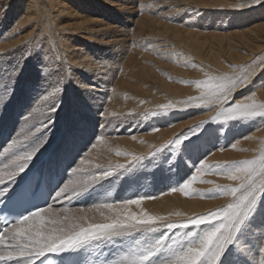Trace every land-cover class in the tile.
I'll use <instances>...</instances> for the list:
<instances>
[{"label":"rangeland","instance_id":"rangeland-1","mask_svg":"<svg viewBox=\"0 0 264 264\" xmlns=\"http://www.w3.org/2000/svg\"><path fill=\"white\" fill-rule=\"evenodd\" d=\"M228 1L234 3L236 0ZM237 1L250 3L242 11L227 6L226 0H35L37 6L31 0H0V177L5 182L0 185V191L6 189L9 175L17 171V164L22 163L18 157L29 148L42 145L28 167L10 183L15 185L32 168L38 169L37 174L50 175L45 180L55 179L48 189L55 185L58 178L50 204L45 208L53 212L67 208L70 213L86 216V222H103L107 210L96 208L97 204L106 200L119 204L126 199L136 198H143L145 203L157 201L156 204H159L164 195L173 192L172 188L196 174L195 170L202 162L209 165L230 163L232 158L239 155L235 147H244L251 135L257 139L264 134V117H251L250 123L238 121V118L225 120L222 123L227 132L223 134L218 131L221 123L213 120V117H217L222 107L226 108L228 103L236 100L233 99L235 93L240 94L238 99L241 101L246 98L245 88L247 90L255 85L249 90L255 95V87L260 82L264 86L263 58L260 59L263 62L261 69L255 71L247 85L229 94L228 102L223 105L218 103L186 108L190 100L178 102L170 99L168 102L172 107L165 109L161 106L147 111L140 106L131 110L124 99L127 100L125 96H133L139 89L150 88L159 78L167 81L173 89L182 86L179 78L183 76L170 77L172 74L167 67L175 71L183 70L186 76H190L196 70V63L190 65L182 61L181 65L174 60L171 50H175V53L188 50L187 47L183 48L186 43L179 42L180 39L187 43L194 40L200 42L197 53L206 57L203 61L215 63L221 59L224 65L226 61L229 62L230 65L227 63L225 66L229 69L235 62L241 59L245 61L242 57L255 45L263 49L264 0H259L260 3ZM49 2L56 4L54 8H48ZM59 9H62L61 14H56ZM226 14H230L228 19L221 20ZM19 18L29 19V22L20 26L17 23ZM44 26L49 29L46 34L43 32ZM57 27L65 29L62 32L64 35L56 30ZM175 31L178 34H174ZM47 36L51 42H45ZM61 37L66 38L65 46L59 41ZM236 57L238 61H235ZM234 70L232 68L230 71ZM136 75L140 83L131 80L132 77L137 78ZM140 78L145 81L143 86ZM187 84L185 88L190 86ZM116 90L119 95L115 94ZM262 90L264 93V87ZM109 97L111 103L104 102ZM140 102L137 101L138 104ZM53 105L55 107L50 111ZM220 118L224 119L223 116ZM201 121L206 122L198 127L201 129L198 135V128L194 132L188 130ZM151 132L155 133L151 135ZM179 133L181 143L170 145L169 142ZM159 134L166 138L142 154L145 159L129 160L124 165L126 167L112 171L110 166L118 165L114 159L116 154L111 152L113 147L116 149L119 143H140ZM220 139L224 141L221 143ZM202 140L211 144L212 148H200ZM217 152L220 153L215 156ZM211 153H214L212 157ZM97 164L103 167L97 169ZM86 165L90 166L89 170ZM74 168L78 170L72 173ZM105 170L111 171V174L99 178ZM92 176L97 179L92 181ZM200 176L201 180L192 185L191 194L175 191L180 198L195 201L197 206L199 203L206 204L191 212L193 215L185 219L157 221L153 225L156 231L139 230L126 236L91 241L74 249L86 248L92 252V264L97 261H93L95 256L104 257L105 264H120L131 250L163 238L165 248L151 261V264H160L169 256L168 245L175 242V247L179 248L187 243L186 233L200 234L210 227L209 224L199 228L180 225L201 213L224 208L233 200L230 194L213 195L211 192L217 185L231 186L227 175L202 170ZM85 180L88 181L85 191L73 196L70 188L68 193L55 198L56 191L64 184ZM217 201L220 203L216 204ZM80 209H83L82 213L77 211ZM167 214L168 211L163 216ZM254 216L258 219L257 223L251 221ZM170 222L178 227H158ZM220 222L223 220H213L211 223ZM240 240L245 251H240L235 243L227 245L217 264H264V193H257V204L241 229ZM67 252L73 253L72 249ZM205 264L216 262L209 260Z\"/></svg>","mask_w":264,"mask_h":264},{"label":"snow or ice","instance_id":"snow-or-ice-1","mask_svg":"<svg viewBox=\"0 0 264 264\" xmlns=\"http://www.w3.org/2000/svg\"><path fill=\"white\" fill-rule=\"evenodd\" d=\"M253 2H259V0H253ZM238 79L239 83L242 84L244 78L229 77H209L203 80L184 81V83H194L203 90L200 97L193 99L201 101L202 104L221 103L223 105L229 100L228 94L238 86ZM54 107L55 105L52 106L50 111ZM162 107L167 109L172 106L163 105ZM257 115L264 117V105H257L255 102H232L228 103L226 108L222 107L217 117H213V120L220 116H223L225 120H232L251 118ZM204 122L206 121L192 125L188 130L194 132ZM185 138H187L186 134ZM180 143L181 133L169 142L170 145ZM41 146L31 147L18 157V160L22 163L16 165L17 171L9 175V181H12L28 167ZM154 154L150 153L149 155ZM143 159H145L144 156H132L133 161ZM95 167L100 169L103 166L97 164ZM124 167L122 164L115 167L110 166L112 171ZM77 170V168L72 169V173L77 172ZM202 170L206 173L214 172L219 175H227L231 180L240 181L234 187L217 185L211 190L213 195L230 194L233 200L224 208L189 218L186 223L180 225L185 228L189 225L199 228L201 225L209 224L210 227L200 234L196 232L186 233L187 243L179 248L175 247V242L173 245H168L169 256L160 264H205L209 260H214L217 264L225 251V247L234 243L240 251H245V247L240 240V234L242 227L252 215L257 204V193H264V154L259 159L231 162L225 165L219 163L209 165L202 162L195 170L196 174H193L178 187L172 188L171 191H180L186 195L191 194L192 185L201 180L200 173ZM110 174L111 171L105 170L99 178ZM90 179L95 181L97 177L92 176ZM4 184L3 177H0V185ZM87 186V180L71 185L64 184L56 191L55 198L59 199L68 193L70 188L72 195L75 196L85 191ZM6 191L7 189L0 191V197L4 196ZM142 199H126L119 204L106 200V202L95 205L98 209L107 210L104 215V220L107 222H96L94 220L86 222V216L70 213L67 208L61 209L60 212H53L49 208H38L12 223L11 231H0V249H7L0 250V262L6 264V262L15 261V264H37V261L45 254L77 248L91 241L126 236L139 230L156 231L157 228L153 225L157 221L165 220L164 216H153L146 212L138 215L129 210L131 205L139 206ZM77 211L82 213L83 209ZM61 212L63 215H61ZM219 219H222L223 222L211 223L213 220ZM5 224H8V222L5 221ZM158 227L175 229L178 225L170 222L166 225H158ZM163 248H165L164 239L158 238L141 248L131 250L127 258L122 260L120 264H151L152 258Z\"/></svg>","mask_w":264,"mask_h":264},{"label":"bare ground","instance_id":"bare-ground-1","mask_svg":"<svg viewBox=\"0 0 264 264\" xmlns=\"http://www.w3.org/2000/svg\"><path fill=\"white\" fill-rule=\"evenodd\" d=\"M33 1V4L35 6H37V3L35 2V0H31ZM225 1V0H224ZM228 0H226V4L227 6H233L235 7L234 9H243L242 11H244V9H246L245 7L248 5V3H240L239 1H233L234 3H231V2H227ZM261 1V0H260ZM201 2V1H200ZM223 2V1H222ZM207 3V2H206ZM252 3H254L252 1ZM260 3V2H259ZM56 4H53V2H49L47 6H49L48 8H54ZM213 5V3H212ZM60 6V5H59ZM222 6V5H221ZM253 6V5H251ZM199 7V6H198ZM216 7V6H215ZM214 7V8H215ZM63 8V7H62ZM204 8V7H203ZM206 8V7H205ZM217 8V7H216ZM200 9V8H199ZM219 9V8H218ZM232 9V8H231ZM50 10V9H49ZM65 10V9H64ZM217 10V9H216ZM230 10V9H229ZM55 11V10H54ZM66 11V10H65ZM62 12V9H59V11H56V14H61ZM68 12V11H66ZM52 13V12H51ZM64 14V12H63ZM68 14V13H67ZM70 14V13H69ZM224 14V13H223ZM230 14H226V15H223L220 19L223 21L225 19H228ZM53 16V15H52ZM26 19V18H25ZM34 19V18H33ZM29 20V19H28ZM28 20H23L21 18H19L17 20V23L21 25H24L29 22ZM226 21V20H225ZM177 28V27H176ZM175 28V29H176ZM174 29V30H175ZM56 30L62 34V32L64 33V28H61V27H57ZM172 30V29H171ZM260 30V29H259ZM47 31H49V29H47L45 26L43 27V32H45V34L47 33ZM55 31V30H54ZM74 31V30H72ZM263 31V30H262ZM76 32V31H75ZM193 32V31H192ZM174 34H178L176 31ZM64 35V34H62ZM188 35H190L188 33ZM192 35V34H191ZM193 35L194 32H193ZM192 35V36H193ZM66 37V35H65ZM215 37V36H214ZM48 39L45 40L46 41H49L51 42V38L49 36H47ZM90 38V37H89ZM65 39L64 37H61L59 38V41L61 42V44H63L65 42ZM88 40V39H87ZM179 40V39H178ZM218 40V39H217ZM221 39H219L220 41ZM92 41V40H91ZM214 41V40H213ZM43 42V41H42ZM179 42H182V43H186V45L183 46L184 47H187V51L184 52L186 49L183 50V52H177L175 53V50H171L173 53H174V60L178 61L180 64L182 61L184 62H189L190 65L191 63H196V70L195 72L197 71V75H194L195 72L190 75V76H186L183 72V70H179V71H175V70H172V67L168 66L167 67V70L172 74V76L170 77H173V78H179L180 76H183V77H180L179 80L182 82V86H176L174 89L171 87V85L167 82V81H164L163 79L159 78V79H156V83H154L150 88H145L144 90H137L133 93V96L130 95V96H125L127 97V100L126 98L124 99L125 100V103H126V106H130V108H132L131 110H135L137 108L142 107V108H146L147 111H150V110H154L153 108H159L163 105L161 104H165V105H169V100L170 99H174L178 102L180 101H184L185 100H190L188 101L186 108H190V107H201V106H209L208 104H202L201 101L199 100H196V99H193V98H196V97H199L202 93V89L197 87L196 84L194 83H188L190 86H188V88H185V83L184 81H196V80H203V79H208L209 77H229V78H244V81L242 84L239 83V79L237 80V84L238 86L235 87L231 93L229 94H234L235 92H237L238 90L237 89H241L243 86H245V84L247 83V81L249 80L250 77H252L254 75V73H256L255 71L256 70H259L261 69L262 65H263V62L261 63L260 62V59L263 58L264 60V48L261 49L260 46H254L252 48H250V52H248L245 56H243V60L246 59L245 61H241L239 60V62H235V65L231 66L232 68H234L235 70L234 71H230L232 68L229 69V67H225L227 65H230L229 62H225L226 64L224 65L222 60L220 59V62H215V63H210L209 60L206 62L203 61L202 59L206 58L205 56H200V54L197 53L198 51V44L200 45V42L197 43L196 40H194V42L192 43H187L186 41L183 42L182 39L179 40ZM246 43V42H245ZM66 43H64V46H65ZM219 44V43H218ZM243 44V43H242ZM183 45V44H182ZM39 46V45H38ZM179 46V45H178ZM206 46V45H205ZM217 47V46H216ZM221 47V46H220ZM264 47V46H263ZM198 48V49H197ZM64 49V48H63ZM66 49V47H65ZM174 49V48H173ZM165 50V49H164ZM167 50V49H166ZM227 51V50H226ZM241 51V50H240ZM256 52V53H255ZM31 53V52H30ZM58 53V52H56ZM168 53H170L168 51ZM196 53V55H195ZM62 54V53H61ZM171 54V53H170ZM205 54V53H204ZM243 54V52H242ZM172 55V54H171ZM173 56V55H172ZM242 56V55H241ZM56 57L58 58V54H56ZM66 57V56H65ZM70 58V57H69ZM217 58V57H216ZM210 59V58H209ZM215 59V58H214ZM219 59V58H218ZM60 60V59H59ZM196 60V61H194ZM226 60V59H225ZM140 61H143V60H140ZM224 61V60H223ZM235 61H238V57L235 58ZM93 62V61H92ZM174 62V61H173ZM94 63V62H93ZM164 63V62H162ZM167 63V62H166ZM178 63V64H179ZM202 63H204L202 65ZM103 64V63H102ZM184 64V63H183ZM73 65V64H72ZM86 65V64H85ZM93 64L90 63V66H92ZM182 65V64H181ZM162 66V65H161ZM195 66V64H194ZM72 67V66H71ZM73 67H76L73 66ZM81 67V66H80ZM86 67V66H85ZM84 67V68H85ZM93 67V66H92ZM176 67V66H174ZM82 68V67H81ZM83 68V69H84ZM87 68H88V65H87ZM85 68V69H87ZM149 68V67H148ZM177 68V67H176ZM191 68V66H190ZM264 68V67H263ZM89 69V68H88ZM141 69V68H140ZM139 69V70H140ZM145 69V68H143ZM147 69V68H146ZM179 69V68H177ZM43 70H46L47 69H43ZM90 71V70H89ZM87 71V72H89ZM142 71V69H141ZM140 71V72H141ZM150 71V70H149ZM190 70H188L189 72ZM143 72V71H142ZM141 72V73H142ZM261 72V70H260ZM84 73V72H83ZM86 73V72H85ZM200 74V75H199ZM139 75V74H137ZM136 75V76H137ZM153 75V74H152ZM260 75V74H259ZM261 75L263 76V74L261 73ZM146 76V75H145ZM141 77V76H139ZM155 78V76H153ZM261 77V76H260ZM131 78V77H130ZM141 79V78H140ZM94 80V79H93ZM96 80V79H95ZM132 81H134L135 83H140V80L138 79V76L137 78H133L131 79ZM154 82H155V79H153ZM255 80V79H254ZM261 80V79H260ZM260 82V81H259ZM141 83H142V86H143V83H145V81L143 79H141ZM187 84V85H188ZM257 84V83H256ZM247 85V84H246ZM249 85V84H248ZM254 85V84H253ZM258 85V84H257ZM145 86V85H144ZM255 86V85H254ZM254 86H249L247 88V90H243V91H246V98L245 100H239L238 97L240 94L238 93H235V97L233 96V99H236L234 100L233 102H244V103H252V102H255L257 105H264V93H263V90H262V87L263 84L260 82V84L258 85V87H255V90L253 91H256L255 95H253L254 93L249 90L253 89ZM115 88V87H114ZM181 88H184V89H181ZM188 89V90H187ZM113 90V89H112ZM122 91V90H121ZM249 91V92H248ZM117 92V90H116ZM115 94H118V92ZM125 92V91H124ZM123 93V92H122ZM125 94V93H123ZM228 94V95H229ZM114 95V93H113ZM119 95V94H118ZM127 95H128V92H127ZM170 95V96H169ZM112 96V95H111ZM249 97H251V99H249ZM117 98V97H116ZM141 98V99H139ZM104 99V98H103ZM139 100L141 101L140 104L137 103V101L139 102ZM105 101H108L109 103H111L110 101V97L109 99L107 100H104ZM134 101V102H132ZM136 102V103H135ZM118 104V103H117ZM218 104V103H216ZM112 105V104H111ZM116 105V103L114 104ZM214 105V104H213ZM110 106V105H109ZM184 106V107H185ZM176 108L177 105L175 106ZM110 108V107H109ZM112 109V108H111ZM113 109H114V106H113ZM117 109V108H116ZM115 109V110H116ZM178 109H181L178 108ZM120 111V110H118ZM116 111V112H118ZM112 112V111H110ZM114 113V112H113ZM208 113V112H207ZM257 117V116H255ZM248 119H250V121H248ZM251 119L252 118H245V120L241 119V118H238V121H246L247 123H250L251 122ZM234 120V119H232ZM223 121H225V119H221L220 117L217 118V122L221 123V126H220V129L218 130L220 133H225L227 132L225 129H226V126H224V124L222 123ZM241 122V124H242ZM240 124V122H239ZM263 128V127H262ZM199 130L197 131V135L200 133L201 129L198 128ZM236 129V128H234ZM263 130V129H261ZM260 132V130H259ZM153 135V133L155 132H151ZM253 134V133H252ZM255 134V133H254ZM251 135V134H250ZM256 135V134H255ZM261 135V134H260ZM258 136V135H256ZM166 136H161V134H159L157 137H149L147 139H144L142 140L140 143H138L139 141H135V143H127L126 145H124L123 143H119V145H117L116 149L115 147H113V145H111V147H113V149H111V152L113 151L116 155V158L115 161H117L118 164H122V165H126V162H128L130 160V162H132V156H141L142 154H145L146 152H148L149 150H151V148H155L157 145H159V142L163 139H165ZM202 144L200 145V148L202 149H205V148H212L211 144H206L205 143V140H202ZM221 143L224 141L223 139H220L219 140ZM244 147H242V145L240 146V148H236V151L239 152V155L236 156V158H232L231 159V162H239V161H243V160H251V159H259L260 156L262 154H264V134L261 136V137H258L256 139V137L254 135H251L249 137V139L246 141V143H244ZM233 148V147H232ZM212 150V149H211ZM234 151V150H233ZM112 152V154H113ZM117 153H120L119 155ZM220 152H217L215 153V156H218ZM223 153V152H222ZM225 153V151H224ZM227 153V151H226ZM235 153V152H234ZM238 154V153H237ZM214 155V153H211L210 154V157H212ZM234 155V154H233ZM118 156V157H117ZM229 156V155H228ZM111 157H109L110 159ZM222 158V157H220ZM228 158V157H227ZM112 159V158H111ZM229 159V158H228ZM113 160V159H112ZM94 162V161H93ZM228 162V161H227ZM230 162V163H231ZM91 163V162H90ZM115 163V162H114ZM80 164V163H79ZM86 164V163H85ZM95 164V163H94ZM129 164V163H128ZM82 165V163H81ZM85 167L88 168V170L90 169V166L89 165H86ZM126 167V166H125ZM28 173V172H26ZM25 173V174H26ZM220 180V178H219ZM221 181V180H220ZM240 181L238 180H231L228 178V184H230L231 186H237L238 183ZM213 183L215 184H220L219 182L217 181H214ZM49 190V189H48ZM138 199V198H136ZM149 203V204H148ZM157 201H147V203H145V201H141V204L139 206L137 205H131L129 210L133 213H136V214H142V213H147L149 215H153V216H163V213L168 211V214L166 215L165 218H171V219H185L186 217L188 216H191L193 214H191V212L193 211H196L197 208H203L206 206V204L204 203H199V205L197 206V203L195 201H189L187 199H182L180 198L179 194L175 192H170V193H167L166 195H164L163 197V200L159 203V204H156ZM217 203H220V201L216 202ZM215 204V203H213ZM164 211V212H163ZM201 214H205V213H201ZM199 215H197L198 217ZM104 219V218H103ZM257 217L254 216V219H251L252 223H257ZM103 222H107L105 220H102ZM12 228V226L9 228V229H6L7 230H10ZM107 239V238H106ZM96 244V243H95ZM84 245V244H83ZM97 246V244H96ZM69 251V249L67 250ZM67 251H63L65 252L66 254L70 255L69 252ZM66 257L65 258H62V262H65L66 261Z\"/></svg>","mask_w":264,"mask_h":264}]
</instances>
